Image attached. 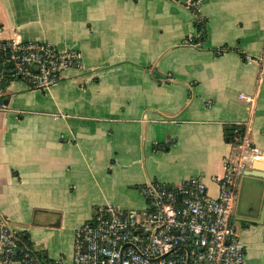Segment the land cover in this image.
<instances>
[{"label": "crops", "instance_id": "1", "mask_svg": "<svg viewBox=\"0 0 264 264\" xmlns=\"http://www.w3.org/2000/svg\"><path fill=\"white\" fill-rule=\"evenodd\" d=\"M192 3L202 40L188 0H0V43L80 53L33 88L0 49V218L42 256L68 263L76 227L101 205L144 209L147 182L217 195L247 140L260 156L227 186L231 219L245 264H264V0Z\"/></svg>", "mask_w": 264, "mask_h": 264}, {"label": "built area", "instance_id": "2", "mask_svg": "<svg viewBox=\"0 0 264 264\" xmlns=\"http://www.w3.org/2000/svg\"><path fill=\"white\" fill-rule=\"evenodd\" d=\"M0 49L7 56L11 75L33 88H45L65 68L81 62L77 50L63 51L45 42L6 41ZM243 97L252 99L251 95ZM259 156L258 149L243 140L234 159L226 163L215 196L205 192L200 178L191 177L178 185L147 182L142 188L147 206L139 211L101 205L95 221L76 227L68 263L42 256L41 247L26 244L0 218V263L245 264L244 244L231 219L234 192L227 186L250 159Z\"/></svg>", "mask_w": 264, "mask_h": 264}, {"label": "water", "instance_id": "3", "mask_svg": "<svg viewBox=\"0 0 264 264\" xmlns=\"http://www.w3.org/2000/svg\"><path fill=\"white\" fill-rule=\"evenodd\" d=\"M1 55H2V52L0 51V56ZM6 66H8V63L3 64L0 61V89H2L3 87H5V85L7 84L6 79H4V77L6 75L5 76H2V70ZM5 103H6V99H4L3 97H0V105L5 104ZM225 128L227 129L225 133L226 134H230L231 133V125H227ZM263 216H264V200H263V205H262L261 210H260V213H259V219H257V220L261 221L262 218H263ZM92 221H95V215L93 216Z\"/></svg>", "mask_w": 264, "mask_h": 264}, {"label": "trees", "instance_id": "4", "mask_svg": "<svg viewBox=\"0 0 264 264\" xmlns=\"http://www.w3.org/2000/svg\"><path fill=\"white\" fill-rule=\"evenodd\" d=\"M189 6V8H191V10H193V12L195 13V15H196V19H195V21H194V24L196 25V27H197V31H198V39H203L204 38V36H205V22H206V20H205V18H203V17H201L199 14H198V11H197V7H196V4L194 3H192V4H189L188 5ZM222 49V48H221ZM218 52V51H217ZM166 146V145H165ZM23 235V234H22ZM23 237V239H24V241H26L27 242V239H26V237L25 236H22ZM26 239V240H25ZM26 244H29V242L28 243H26ZM50 261H52V260H50Z\"/></svg>", "mask_w": 264, "mask_h": 264}]
</instances>
